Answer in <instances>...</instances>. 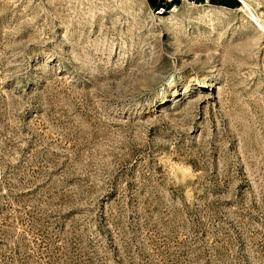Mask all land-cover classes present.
<instances>
[{
  "label": "rangeland",
  "instance_id": "374dc122",
  "mask_svg": "<svg viewBox=\"0 0 264 264\" xmlns=\"http://www.w3.org/2000/svg\"><path fill=\"white\" fill-rule=\"evenodd\" d=\"M159 2L0 0V264H264V0Z\"/></svg>",
  "mask_w": 264,
  "mask_h": 264
},
{
  "label": "built area",
  "instance_id": "2783aa9c",
  "mask_svg": "<svg viewBox=\"0 0 264 264\" xmlns=\"http://www.w3.org/2000/svg\"><path fill=\"white\" fill-rule=\"evenodd\" d=\"M162 5H159L158 7H156L155 13L158 15H164L166 12H168L172 6L177 5V0H161Z\"/></svg>",
  "mask_w": 264,
  "mask_h": 264
},
{
  "label": "trees",
  "instance_id": "16d2710c",
  "mask_svg": "<svg viewBox=\"0 0 264 264\" xmlns=\"http://www.w3.org/2000/svg\"><path fill=\"white\" fill-rule=\"evenodd\" d=\"M159 3H160L159 5H162V3H161V2H159ZM159 5H158V6H159ZM158 6H157V7H158Z\"/></svg>",
  "mask_w": 264,
  "mask_h": 264
}]
</instances>
